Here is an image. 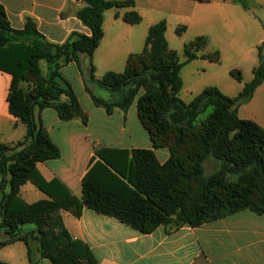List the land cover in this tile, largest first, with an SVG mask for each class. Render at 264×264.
<instances>
[{"label":"trees","instance_id":"obj_1","mask_svg":"<svg viewBox=\"0 0 264 264\" xmlns=\"http://www.w3.org/2000/svg\"><path fill=\"white\" fill-rule=\"evenodd\" d=\"M82 1L84 7L77 17L91 35L73 33L63 44L48 41L32 19H27L22 30L13 29L0 3V70L13 77L10 114L26 127L24 141L15 146L0 142V248L15 241L25 243L30 264L39 263L33 258V244L38 245L40 261L98 264L89 246L72 238L61 217V211L80 217L84 206L141 233H151L161 225L194 228L246 209L263 215L264 127L238 115L240 105L248 102L264 81L263 48H259L254 78L238 96H226L210 86L186 104L180 97L184 63L169 47L165 20L150 27L143 51L128 57L122 73L107 72L98 82L119 94L115 100H104L89 91L95 104L108 113L115 108L128 110L136 100L139 119L153 147L168 148L169 159L160 164L154 151L147 149L100 148L83 178L82 201L59 180H45L37 163L57 159L61 153L37 114L54 107L63 120L87 121L60 69L73 61L79 64L84 55L88 60L87 85L96 84L93 57L104 35V12L135 7L133 0ZM238 2L247 8L245 0ZM123 20L136 25L142 17L132 10ZM185 31L181 26L176 33L180 36ZM208 42L206 36H198L186 43V62L199 57ZM201 56L213 63L221 60L218 50ZM42 62L47 66L45 72ZM231 74L241 80L239 71ZM24 82L35 84L32 91L24 90ZM208 109L207 116L199 120ZM210 157L218 161L219 168L207 175L204 164ZM27 182L49 199L27 203L20 195Z\"/></svg>","mask_w":264,"mask_h":264},{"label":"crops","instance_id":"obj_2","mask_svg":"<svg viewBox=\"0 0 264 264\" xmlns=\"http://www.w3.org/2000/svg\"><path fill=\"white\" fill-rule=\"evenodd\" d=\"M133 1L134 8H111L114 11V22H125L123 16L132 10H136L143 20L141 8L150 6V2L147 1L145 4L143 0ZM163 1L174 3L178 14H182L184 6H190L194 10L201 9L204 13L208 12L201 18L206 22V31L199 32L198 36L208 38V44L214 46L211 52L215 50L220 52L219 63L223 60L222 56L227 54L236 56L234 64L237 68H232L230 73L233 70L239 71L241 80L233 78L242 82L241 89L233 85H230L227 91L219 86L215 87L226 96H238L244 85L254 78V70L259 65L260 47L263 48L264 54L262 1L259 0L254 6L251 0H245L248 6L244 8L238 0H230L231 4H223L217 9L213 6H200L209 4L210 1L208 3L195 0ZM0 3L5 9L10 26L15 30H22L27 19H32L39 33L55 44L65 43L73 33L91 35L90 29L77 17V12L84 7L82 0H0ZM105 12L103 38L109 25ZM248 38L251 40L247 45L244 40ZM106 57L105 74L113 71L111 69L113 58ZM87 64V58L82 55L79 64L73 61L60 69L64 80L70 84L79 104L87 114V121L84 122L81 118L63 120L54 107L45 108L37 114L51 141L61 153L57 159L38 162L37 168L45 180H59L80 201L83 195V178L90 168L96 151L100 148L128 152L134 149L152 150L160 164H164L170 157L168 148L153 147L150 136L139 119L137 106L134 114L132 106L128 110L115 108L108 113L104 107L95 104L89 91L94 88L87 85L89 79ZM68 68L72 70L71 74L77 81L78 87L91 99L92 108L87 109L81 103L76 87L64 74L65 69ZM12 81V75L0 70V142L9 146L24 141L26 136L25 125L9 111L8 96ZM238 115L241 119L251 120L264 127V81L255 90L253 97L240 105ZM30 183L24 184L20 191L21 197L27 203L33 204L49 199ZM61 217L72 238L87 244L98 264H264V214L259 215L249 209L194 228L185 225L179 229H170L169 226L161 225L151 233H141L114 217L99 214L85 206L80 217H75L69 211H61ZM17 243L23 242L10 243L0 248V252ZM23 245L24 254L20 256L19 264H30L28 248L25 243ZM35 245L33 258L39 261L38 264H51L48 260H39L38 245ZM0 262L12 264L10 259H2L1 256Z\"/></svg>","mask_w":264,"mask_h":264},{"label":"rangeland","instance_id":"obj_3","mask_svg":"<svg viewBox=\"0 0 264 264\" xmlns=\"http://www.w3.org/2000/svg\"><path fill=\"white\" fill-rule=\"evenodd\" d=\"M147 1L150 2V6H144V8H141L143 20L137 25H129L123 21L114 22V11L110 9L105 12L107 14L109 25L105 30V36L101 45L94 53L95 62H93L96 67L95 83L97 85H90L94 88L92 91H94L97 97L105 100H112L119 96L118 93H114L109 89L100 86L98 83L105 74L106 56H112L113 58V62L111 63V69L113 71H123L127 57L130 54H138L143 51L149 26L161 20H165L167 23L166 39L169 43V47L178 53L180 61L184 63L181 71L183 88L180 94L184 103H190L207 86H219L224 91H227L230 85L241 89L242 82H238L230 73L232 68H237L235 66L236 64H234L236 63V56H231V54L222 56L223 60L221 63H213L202 57L186 62L184 46L186 43L194 40L199 35V32L206 31V22L201 20V18L208 12L204 13L201 9L194 10L190 6H184L182 14H178L175 11L174 3L163 0H143L145 4H147ZM251 1L254 6L256 5V2L259 3V0ZM261 1L264 6V0ZM223 4H231V2L230 0H210L209 4L200 6H213V8L217 9V7ZM181 26H185L186 31L179 36L177 35L176 30ZM239 31L240 30H238V32ZM250 40L251 38H248L245 39L244 42H247L248 45L250 44ZM213 47L214 46L209 43L208 46L200 52V56L211 52ZM41 67L43 72H45L47 66L44 62L41 63ZM71 71L72 70L70 68L65 69L64 74L71 79L73 85L76 87L81 103L87 109L92 108L93 105L91 103V99H89L86 93L78 87L77 81L73 78ZM23 86L24 90L29 92L32 91L35 84L24 82ZM143 91L144 90L142 89L138 97L143 93ZM132 108L134 114V110L136 109V100L133 103ZM209 112L210 109L201 114L199 116V120H203ZM132 123H134V120ZM204 166L205 173L207 175L214 173L219 168L218 161L212 157L206 159ZM34 245L35 244L32 245L33 254H35ZM22 254H24L23 243H17L15 246L6 247L0 252L2 259H10V263L12 264H19V258Z\"/></svg>","mask_w":264,"mask_h":264},{"label":"water","instance_id":"obj_4","mask_svg":"<svg viewBox=\"0 0 264 264\" xmlns=\"http://www.w3.org/2000/svg\"><path fill=\"white\" fill-rule=\"evenodd\" d=\"M87 62H88V60H87ZM17 150H18V151H21V150H22V147H19Z\"/></svg>","mask_w":264,"mask_h":264}]
</instances>
